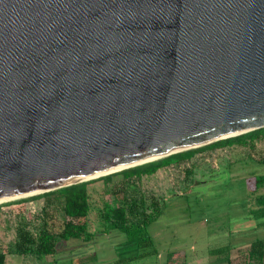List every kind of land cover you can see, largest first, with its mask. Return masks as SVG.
Instances as JSON below:
<instances>
[{
  "label": "water",
  "instance_id": "1",
  "mask_svg": "<svg viewBox=\"0 0 264 264\" xmlns=\"http://www.w3.org/2000/svg\"><path fill=\"white\" fill-rule=\"evenodd\" d=\"M264 127V0H0V201Z\"/></svg>",
  "mask_w": 264,
  "mask_h": 264
},
{
  "label": "rangeland",
  "instance_id": "2",
  "mask_svg": "<svg viewBox=\"0 0 264 264\" xmlns=\"http://www.w3.org/2000/svg\"><path fill=\"white\" fill-rule=\"evenodd\" d=\"M263 153L264 141H260L254 150L201 152L140 179L124 180L117 173L108 182L94 180L88 185V214L80 221L91 232L102 231L107 227L105 210L125 204L128 222L138 223L139 210L133 205L132 213L130 204L138 205L145 198L142 207L154 195L165 199V214L150 227L153 251L127 264H264V256L249 255L250 244L264 239V208L259 209L254 196L247 194L253 180L243 178L251 170L264 171ZM241 158L247 164L229 168L231 161ZM37 194L0 201V250L6 255L5 264H116L112 261L120 255L136 253L129 241L115 242L112 249L109 243L97 244L100 260L92 259L93 247L74 243L60 245L56 255L18 252L17 227L37 237L43 223L57 231L67 219L60 201L51 197L47 204L44 198H32ZM68 257L73 258L65 261Z\"/></svg>",
  "mask_w": 264,
  "mask_h": 264
},
{
  "label": "trees",
  "instance_id": "3",
  "mask_svg": "<svg viewBox=\"0 0 264 264\" xmlns=\"http://www.w3.org/2000/svg\"><path fill=\"white\" fill-rule=\"evenodd\" d=\"M264 141V127L250 130L248 132L238 134L235 136L219 139L211 143L172 153L170 155L124 168L115 173L102 175L95 179L77 182L67 186H62L57 189L33 195L32 198H44L45 203L49 204L50 198L54 197L60 201L64 215L67 217L64 220L62 227L57 231H52L45 222L41 226L37 237H34L24 227H17V242L15 247L18 252L25 253L28 250H33L37 254L56 255L59 251V246L66 243H74L79 248L93 247L92 259L100 260L98 257L99 248L97 244H111L115 242L129 241L131 246L134 244L136 253L120 255L112 262L116 264H127L137 258H143L150 255L153 250L151 247L154 243V235L152 229L155 223L165 214L164 206L165 199H160L151 195L149 202L144 203L145 198H141L137 205L134 201L130 204L131 212L134 213L136 208L140 221L138 223L128 222V210L125 204L108 207L104 212V219L107 222V227L102 231L91 232L87 229V225L80 219L85 218L89 211V192L88 185L97 179L110 181L114 174H121L124 180L140 179L143 176L153 175L157 171L164 169L170 165L178 164L192 159L198 153L219 149L230 148L235 149H249L254 150L256 143ZM246 159H236L229 163V168H238L242 162L246 163ZM262 162L264 163V153L262 155ZM247 164V163H246ZM243 178L253 180V187L247 189L249 196H254L255 202L259 209L264 208V171L251 170L244 174ZM136 208H134V206ZM92 250V249H91ZM82 255L84 252L81 253ZM250 256H257L262 258L264 256V239H256L250 244ZM89 256V255H86ZM73 257H68L65 261L72 260ZM6 255L0 250V264H5ZM64 263V262H63Z\"/></svg>",
  "mask_w": 264,
  "mask_h": 264
}]
</instances>
